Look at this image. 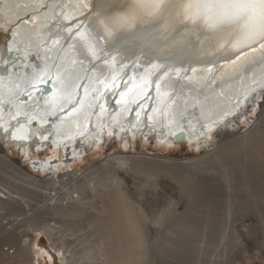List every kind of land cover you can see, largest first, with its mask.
Instances as JSON below:
<instances>
[{
	"label": "bare ground",
	"instance_id": "obj_1",
	"mask_svg": "<svg viewBox=\"0 0 264 264\" xmlns=\"http://www.w3.org/2000/svg\"><path fill=\"white\" fill-rule=\"evenodd\" d=\"M73 2L74 0H0V38H3L0 48H5L9 43L14 44V47L19 50L20 60L16 63L21 73L18 77L17 69H11L5 79L0 81V109L3 110L0 112V137H4L9 146L16 147L23 162L33 172L58 174L51 179L39 180L17 168L8 157L0 156V169L11 172L17 179L23 181L26 184L28 197L31 201L38 200L42 208L39 213L36 212L37 214L30 210L31 216L34 212L37 219L35 227L25 231L23 244L13 246L15 256L11 257L20 258L16 264H109L112 261L110 249L107 246L101 247L98 241L100 239L107 241L109 234H116L120 238L116 244H120L130 264H175L171 259H180L184 264H194L193 258L188 256L189 250L192 251L191 246L188 248L183 241L166 238L167 232L169 234L171 232L168 231L169 229H163V233L160 229L139 230L142 218L140 221L139 216L137 217L134 213L135 209L131 211L130 205L127 201L125 202V194L121 186L125 179L120 178L118 172H113L112 184L110 177L108 182L106 179L102 180V174H97V167L100 165H91L81 172L61 173L58 169L60 159L50 160L45 150L48 148L57 156L63 152L67 157L66 162L72 161L81 156L80 148L85 145L86 147L96 145L99 140H102L104 134L110 137L109 132L113 133L112 137L116 134L141 135L144 136V140L155 137L159 144L166 146L177 142L196 147L201 138L211 135L239 116L242 112L241 107L252 100V97L261 92L264 93V56L257 51L253 54L254 59L249 60L242 67L231 70L229 75L217 80L207 89L200 83L187 79L180 80L170 73L161 81L162 91L169 95L158 99L150 93L148 98L140 101L142 104L146 103L149 110L152 107L158 109L157 113H149L153 115L150 124L145 115H142L141 122L138 123L134 113L114 112L117 106L111 98L107 105L109 111L100 115L99 104L103 102V99H95L98 93L94 90H103L99 81L110 80L113 69L109 65L93 60L80 39H69L70 33L66 29L70 22L66 21L64 16L68 11V5ZM97 3L98 0H91L90 12L93 14V19L96 18ZM116 6L115 2L106 5L113 9ZM78 19L82 21L84 17ZM74 25L75 22H71V26L75 27ZM148 29L151 31V28ZM13 32L16 34L14 41L12 40ZM54 40L58 43H53ZM161 42V39L156 38L147 55H151L155 47L162 46L159 45ZM127 47L134 52L139 50L136 40L129 41ZM133 51L126 54L132 57ZM24 52H27V56ZM16 55L17 52L14 51L12 58L15 59ZM150 58L146 57V59ZM175 58L178 61L182 59L179 54ZM21 61L28 65H38L36 74L46 68L53 78L59 77L55 84L58 93L61 95L71 93L74 103L64 101V112H60L57 106L53 115L51 102H45L46 95L33 92L31 100L17 104L16 101L21 98L26 99L24 93L31 90L35 83L33 73L19 67ZM170 63L171 61H163L165 67ZM4 75V66L0 65V76ZM181 84L183 87H180ZM85 88L88 89L87 94H85ZM173 98L175 103H170ZM80 100H83L82 107L79 104ZM260 105L263 111L259 120L264 118V103ZM131 106L133 109L136 107V105ZM73 107H80V111L72 116H66ZM17 112H20V115L16 116ZM33 112L36 115L29 124L27 121ZM12 116H16V119H12ZM61 116L66 118L61 121ZM41 120L55 121V123L42 124ZM128 121L132 122L131 125ZM261 121L260 128L254 129L247 140L237 143L233 152L242 153L250 148L254 157H257L260 152L264 153V124ZM19 122L25 124L24 134L27 136L25 140L11 138V133L15 131ZM4 125L8 126L7 133L3 130ZM122 126H124L123 131ZM41 134L48 135L49 139L43 140ZM224 139L220 141V144L228 138ZM223 153L227 152L224 150L220 154ZM39 155L44 158H38ZM139 155L142 156L140 157L142 160L151 159L159 164L173 163L183 168L189 166L185 165L187 161L204 160L197 158L176 162L152 157L145 153H139ZM119 157L120 155L113 156V158ZM126 158L132 159L127 156ZM260 164L259 170L264 168L263 163ZM106 174L110 175L109 172ZM99 176L102 177L101 180H98ZM95 197H98L100 201L98 204L103 207L101 209H104L102 212L104 215L89 214L91 222L98 223L95 225L98 231L96 239L92 241L87 240L89 237L85 241H80L78 238L69 239L73 235L69 234V238L60 236L54 240L52 233L59 231L61 224L69 227L67 230H73L75 226L65 223L62 218H69V221L79 218L86 212L84 202L92 203ZM3 199L4 197L0 195V202ZM157 220L155 219L154 222L159 225L160 219ZM113 228L117 230L113 231ZM202 229V238L210 237V234L214 232L215 237L221 233L219 226H207ZM221 234L223 236V231ZM206 242L209 243L208 240ZM201 243L203 246L199 250L201 249V253L204 254L209 245L206 247L207 243L204 244L203 241ZM81 244H86L82 250L79 249ZM80 252L82 255L77 257Z\"/></svg>",
	"mask_w": 264,
	"mask_h": 264
},
{
	"label": "rangeland",
	"instance_id": "obj_2",
	"mask_svg": "<svg viewBox=\"0 0 264 264\" xmlns=\"http://www.w3.org/2000/svg\"><path fill=\"white\" fill-rule=\"evenodd\" d=\"M260 94L241 107L239 116L211 135L201 138L196 147L177 142L166 146L159 144L155 137L144 140L141 135L116 134L110 138L104 134L96 145L80 148L81 156L72 161L66 162L67 157L63 152L57 156L47 148L45 153L52 161L60 159L58 169L61 173L81 172L91 165H100L97 174H102L103 179L99 176L98 180L106 179L109 182L111 179L112 184L113 172H118L119 177L125 179L121 183L125 202L130 205L131 211L135 209L134 213L140 221L142 218L139 230L160 229L163 233V229H169L171 232H167L166 238L183 241L188 248L191 246L192 251L189 250L188 256L193 258L194 264H264V168L259 170L261 162L264 167V153L260 152L254 157L249 147H245L249 151L240 154L233 152L237 143L247 140L254 129L260 128V120L264 124L263 117L259 120L263 111L260 104L264 103V93ZM223 138L228 139L220 144ZM224 150L228 155L220 154ZM139 153L176 162L197 158L204 160L187 161L185 165L190 167L183 168L173 163L142 160ZM213 154L220 156L214 157ZM20 155L16 147L9 146L6 139L0 137L1 157L8 156L17 168L39 180L57 177L58 174L49 172H33ZM117 155L120 157L113 158ZM38 158L44 156L39 155ZM108 172L109 176L106 174ZM25 187L26 184L11 172L0 169V195L4 197L0 202V264H16L20 259L11 257L15 256L13 246L23 244L25 231L35 227L37 219L34 212L42 210L38 200L31 201L28 197ZM98 203L100 201L95 197L92 203L84 202L86 212L79 218L70 219L72 221L62 218L65 223L75 226L73 230H67L69 227L61 224L60 230L52 233L53 239L60 236L66 239L69 234H73L69 239H96L98 231L95 225L98 223L91 222L90 215H104V209ZM30 210L34 211V217ZM155 219L159 225L155 224ZM207 226H219L220 232L223 231V236L218 234H221L222 241L218 235L215 237V232L210 237L202 238V228ZM109 236L107 241L97 240L101 247L110 249L112 261L109 264H130L120 244H116L120 238L116 234ZM207 240L209 243L206 244ZM201 241L206 247L209 245L204 254L199 250L203 246ZM85 245L81 244L79 249L82 250ZM81 252L77 257L82 255ZM171 260L175 264H184L180 259Z\"/></svg>",
	"mask_w": 264,
	"mask_h": 264
},
{
	"label": "snow or ice",
	"instance_id": "obj_3",
	"mask_svg": "<svg viewBox=\"0 0 264 264\" xmlns=\"http://www.w3.org/2000/svg\"><path fill=\"white\" fill-rule=\"evenodd\" d=\"M113 2L116 8L106 7ZM91 7V0H74L68 5L64 19L70 22L66 29L69 33H73L71 22H75L74 35L82 41L92 59L113 69L110 80L99 81L103 90H94L98 93L95 99H103L99 104L100 115L109 111L107 105L111 98L117 106L114 112L134 113L138 123L145 115L150 124L153 115L149 113H157L158 109L152 107L149 110L147 104L140 101L148 98L150 93L158 99L169 95L162 91L161 81L170 73L177 79L194 81L207 89L229 75L231 70L254 59L253 54L257 51L264 56V0H98L95 19L90 12ZM79 17L84 19L81 21ZM148 28L151 31H145ZM15 35L13 32V41ZM129 35L135 36L140 54L127 47L129 41L125 37ZM156 38L163 40L164 44L155 47L151 55H146L144 48H152ZM53 43L58 41L54 40ZM14 51L17 52L15 59L12 58ZM129 51H133L134 58L126 54ZM177 54L182 58L179 61L175 58ZM24 55L27 56V52ZM19 60V50L13 43L0 48V65L5 70L0 81L11 69H17L18 77L21 75L16 63ZM163 61L171 63L165 67ZM19 67L33 73L35 83L31 90L24 93L26 99L21 98L16 101L17 104L27 103L32 99L33 92L46 95L45 102H51L53 115L57 106L60 112H64V101L74 103L71 93H58L55 84L59 77L53 78L48 69L36 74L38 65H28L22 61ZM45 84L50 87L49 94L44 92L42 85ZM87 91L85 88V94ZM170 103H175V99ZM79 104L82 107L83 100ZM131 105H136L135 109ZM80 107H73L66 116L78 113ZM18 115L20 112L16 113ZM35 115L33 112L27 123L30 124ZM16 116H12V119H16ZM65 118L61 116L60 120ZM41 123L54 124L55 121L41 120ZM131 123L128 121L129 125ZM24 128V122H19L11 138L27 139ZM3 130L7 133L8 126L4 125ZM121 130H124V126ZM108 135L113 133L109 132ZM41 136L43 140L49 139L48 135Z\"/></svg>",
	"mask_w": 264,
	"mask_h": 264
},
{
	"label": "water",
	"instance_id": "obj_4",
	"mask_svg": "<svg viewBox=\"0 0 264 264\" xmlns=\"http://www.w3.org/2000/svg\"><path fill=\"white\" fill-rule=\"evenodd\" d=\"M76 29L75 27H73V33H70L69 35V39L72 40L73 38H77L75 37L74 33H75ZM145 31H149V29H145ZM125 39H127L128 41H134L136 40L135 36L134 35H129L127 37H125ZM164 44V41L162 40V42L159 44V45H163ZM144 53L147 55L150 51V48H144ZM136 54H140V49L138 51L135 52ZM91 56V55H90ZM132 58H134V56L132 55ZM146 58V57H145ZM43 88H44V92L45 94H49L50 93V87L49 85L45 84V85H42ZM8 157V156H7ZM9 158V157H8ZM10 159V158H9Z\"/></svg>",
	"mask_w": 264,
	"mask_h": 264
},
{
	"label": "trees",
	"instance_id": "obj_5",
	"mask_svg": "<svg viewBox=\"0 0 264 264\" xmlns=\"http://www.w3.org/2000/svg\"><path fill=\"white\" fill-rule=\"evenodd\" d=\"M16 165V164H15Z\"/></svg>",
	"mask_w": 264,
	"mask_h": 264
}]
</instances>
